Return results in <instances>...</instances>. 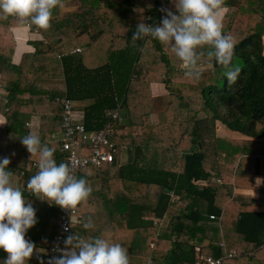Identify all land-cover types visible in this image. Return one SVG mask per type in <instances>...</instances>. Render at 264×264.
<instances>
[{
	"label": "trees",
	"instance_id": "obj_1",
	"mask_svg": "<svg viewBox=\"0 0 264 264\" xmlns=\"http://www.w3.org/2000/svg\"><path fill=\"white\" fill-rule=\"evenodd\" d=\"M67 1L52 9L47 28L32 25L41 38L17 64L12 28L27 19L0 17V64L11 67L10 77L0 80V156L10 157L13 185L36 208L38 219L26 238L45 250L27 264H40L37 256L45 264L60 206L25 188L38 155L31 156L19 136L31 124L41 142L55 149V160L67 162L61 141L53 139L64 114L56 96L65 94L87 130L110 123V140L129 147L126 161L116 152L114 160L77 174L92 191L79 203L80 222L66 235L119 242L132 255L129 264H143L130 252L137 245L131 239L159 217L161 233L138 243L151 244L149 264H196L197 244L203 253L224 256L223 264H264V0H223L222 31L233 37L231 63L240 67L232 85L207 57L206 46L198 49L197 66L210 68L199 70L196 79L184 75L169 45L150 35L131 39L138 22L159 23L162 7L175 11L170 0H77L76 10L64 12ZM157 82L165 91L155 96ZM218 121L249 138L217 136ZM258 175L263 179L256 197L235 191L252 187ZM220 198H228L226 204L219 206ZM88 217L94 229L82 228ZM245 240L255 245L251 253L241 252ZM5 255L0 250V258Z\"/></svg>",
	"mask_w": 264,
	"mask_h": 264
},
{
	"label": "clouds",
	"instance_id": "obj_2",
	"mask_svg": "<svg viewBox=\"0 0 264 264\" xmlns=\"http://www.w3.org/2000/svg\"><path fill=\"white\" fill-rule=\"evenodd\" d=\"M170 2L175 11L162 7L164 15L159 23L138 22L131 39L135 41L150 35L162 45H169L184 75L196 79L200 77L198 49L206 46L207 57L221 66L227 84L232 85L240 67L231 63L234 39L222 31L223 0ZM58 3L59 0H0V17L15 15L27 18L39 28H47L52 9ZM26 127L29 131L19 136L20 143L31 156L38 155V160L37 171L28 177L25 188L41 200L62 208L71 209L86 199L92 189L85 177L74 175L69 162H57L53 155L55 149L41 142L31 124L26 123ZM9 163V156H0V250L6 253L0 258V264H27L34 251H41L25 235L38 218L36 208L26 202L21 187L13 185ZM81 226L84 229L95 227L91 217L83 219ZM63 245L65 247L56 248L60 255L47 258L48 264H129L127 249L101 236L85 238L74 231L64 237ZM37 259L44 264V257L37 256Z\"/></svg>",
	"mask_w": 264,
	"mask_h": 264
},
{
	"label": "built area",
	"instance_id": "obj_3",
	"mask_svg": "<svg viewBox=\"0 0 264 264\" xmlns=\"http://www.w3.org/2000/svg\"><path fill=\"white\" fill-rule=\"evenodd\" d=\"M56 100L62 103L64 109L61 122L62 128L58 133L60 137L57 140L61 141V147L66 154V160L70 163L74 175L77 176L82 169L89 165L99 166L103 162L114 160L116 152L119 153L120 162H122L123 155L128 151L129 147L125 143L117 145L110 140L109 136L113 133L110 123H107L102 129L87 130L83 114L74 111L73 101L66 94L56 96ZM111 114L113 118L118 117L117 110ZM87 147L92 148V153L84 152ZM28 192L31 193L30 190ZM79 203L71 209L60 206V214L56 219L57 231L53 234L52 243L46 250L47 258L59 255L60 252L56 251V248L62 247L63 239L71 229L72 224L80 222ZM210 217H214V215L210 214ZM65 227L67 231L64 230ZM196 251V264H223L224 256L203 253L200 247H196ZM233 254L229 253V256ZM47 258L45 264H48ZM149 262L146 264H149Z\"/></svg>",
	"mask_w": 264,
	"mask_h": 264
},
{
	"label": "crops",
	"instance_id": "obj_4",
	"mask_svg": "<svg viewBox=\"0 0 264 264\" xmlns=\"http://www.w3.org/2000/svg\"><path fill=\"white\" fill-rule=\"evenodd\" d=\"M70 0H68L66 3V5H68L67 7H65L64 9L67 11L69 10H76L77 5L75 6V0H72L71 3H69ZM69 3V4H68ZM227 7L225 5L222 6V10H221V18L223 17L225 11H226ZM13 31V35L16 39V47H15V51H14V55H13V62L14 63H19L21 60V57L23 55L24 52H28V51H33L35 50V45L33 44L34 40L41 38L40 32L38 30V28H32V24L30 22H26V24L24 25H18V26H14L12 28ZM18 35H20L23 38V45L19 46V37ZM263 43H264V36H263ZM11 75V67L9 65H3L0 64V80L3 78H9ZM161 85V91L158 90V94H161L165 91V88L163 86L162 82H157V83H153L152 85ZM154 94V92H153ZM155 96H157V94H154ZM5 124V118L4 116L0 113V127H3ZM216 134L217 136L220 137H227V138H234V139H243L246 138L248 139L249 136L239 132V131H234L230 128H228L225 124H223L222 122L218 121L216 124ZM264 139V137H263ZM262 179L263 176L258 175L255 179V182L253 184L252 187H245V188H240V187H236L235 191L236 192H244L247 194H250L252 197H256L259 193V188L260 185L262 183ZM152 192V191H151ZM150 193V192H149ZM150 197H154L153 192L149 194ZM228 198H220L217 199V202L220 205H224L226 204ZM153 224L148 225L146 227H141V229H139L138 231H136L135 235H133V240L132 242L136 243L138 245V247H131L130 252L136 256L142 257L143 259V264H146L149 260H150V255L152 253V247L150 244V247H147L148 245H140L139 246V241L141 239V237H146V238H154L157 235H159L161 233V223H162V218H154L153 220ZM201 247V244H197L195 246V250L196 247ZM37 248V247H36ZM41 249V248H38ZM255 249V245L253 242L250 241H243L242 245H241V252H247V253H251L253 250ZM40 252H44L45 250L41 249V251L36 252L34 251V253H40ZM33 253V254H34ZM132 255H128V258H130ZM32 257V256H31ZM28 258L27 263L30 261V258ZM131 262V261H130ZM184 264V263H183ZM188 264V263H185Z\"/></svg>",
	"mask_w": 264,
	"mask_h": 264
},
{
	"label": "rangeland",
	"instance_id": "obj_5",
	"mask_svg": "<svg viewBox=\"0 0 264 264\" xmlns=\"http://www.w3.org/2000/svg\"><path fill=\"white\" fill-rule=\"evenodd\" d=\"M72 0L69 1V3H71ZM68 3V4H69ZM67 4V3H66ZM64 5V8L67 7L68 5ZM77 5V0H75V6ZM74 10H65L64 9V12H72ZM199 70H202V69H207V68H210V65L208 63H203L201 66H198ZM152 92H154V94H158V90L161 91V85H158V84H155V85H152ZM152 118L155 119L156 118V114L154 113L152 115ZM60 137V134L56 135L53 139L54 140H57L58 138ZM128 158V154L125 152L124 156H123V160L126 161Z\"/></svg>",
	"mask_w": 264,
	"mask_h": 264
}]
</instances>
